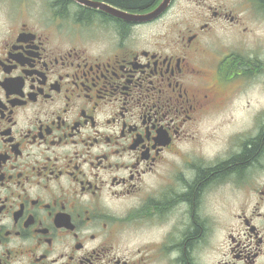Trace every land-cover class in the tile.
I'll return each mask as SVG.
<instances>
[{"label": "flooded vegetation", "instance_id": "obj_1", "mask_svg": "<svg viewBox=\"0 0 264 264\" xmlns=\"http://www.w3.org/2000/svg\"><path fill=\"white\" fill-rule=\"evenodd\" d=\"M44 1L0 0V264H264V151L186 198L264 137L260 109L206 147L264 88V0Z\"/></svg>", "mask_w": 264, "mask_h": 264}, {"label": "rangeland", "instance_id": "obj_2", "mask_svg": "<svg viewBox=\"0 0 264 264\" xmlns=\"http://www.w3.org/2000/svg\"><path fill=\"white\" fill-rule=\"evenodd\" d=\"M31 1L37 4H43L45 2L44 0ZM188 5L192 7L194 3L188 1ZM178 12L181 14L180 11ZM45 13L48 15L47 11H44ZM44 14L41 12V15ZM260 80L264 83V77L260 76ZM255 82L252 81L250 83L246 92L239 93L228 105L225 113L221 115V120H226L225 125H220V122L215 119L210 120L209 128L212 139L211 142L206 143L208 152H214L217 148L215 142L225 136L224 133L230 134L238 130L248 133L247 131H252L257 126H260L255 117L258 113L262 112L260 109H264V88L261 86L257 88Z\"/></svg>", "mask_w": 264, "mask_h": 264}, {"label": "trees", "instance_id": "obj_3", "mask_svg": "<svg viewBox=\"0 0 264 264\" xmlns=\"http://www.w3.org/2000/svg\"><path fill=\"white\" fill-rule=\"evenodd\" d=\"M104 2H107L115 7L123 8L125 10H128L133 13H139V12H146L151 10L155 4L159 2V0H139V3L133 8V7H122L124 0H102ZM72 0H55V3H63V7L66 8L69 3H71ZM260 135H264V127L262 128V132ZM264 151V137L261 136L260 139L255 140L249 145V148H247L243 154L238 156L232 163L229 165H223L219 168V172H214L212 175H207L206 171H200L198 175V183L200 185H195L189 192V194L186 196L188 200L193 202L194 199H197L200 191L202 189V186L214 175L218 176L219 174H225L227 171L232 170H243L245 169L252 161H256L259 159V157L263 154ZM197 186V187H196ZM202 231V227L198 224L195 225V229L190 233L188 236V239L186 240L187 246H191L192 243L199 238V234Z\"/></svg>", "mask_w": 264, "mask_h": 264}, {"label": "water", "instance_id": "obj_4", "mask_svg": "<svg viewBox=\"0 0 264 264\" xmlns=\"http://www.w3.org/2000/svg\"><path fill=\"white\" fill-rule=\"evenodd\" d=\"M80 4H86L91 7L100 8L104 11H107L111 13L112 15H115L120 18H124L127 20H151L159 16L163 11L166 10V8L169 6V3L171 0H162L161 3L155 8L154 10L143 13V14H134V13H128L125 11H122L116 7L111 6L110 4L100 2V1H94V0H74Z\"/></svg>", "mask_w": 264, "mask_h": 264}, {"label": "snow or ice", "instance_id": "obj_5", "mask_svg": "<svg viewBox=\"0 0 264 264\" xmlns=\"http://www.w3.org/2000/svg\"><path fill=\"white\" fill-rule=\"evenodd\" d=\"M115 2V0H113ZM139 3V0H124L122 7H135Z\"/></svg>", "mask_w": 264, "mask_h": 264}]
</instances>
